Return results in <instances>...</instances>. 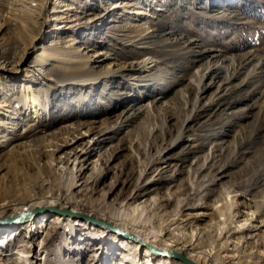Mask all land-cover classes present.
Wrapping results in <instances>:
<instances>
[{
  "label": "rangeland",
  "instance_id": "obj_1",
  "mask_svg": "<svg viewBox=\"0 0 264 264\" xmlns=\"http://www.w3.org/2000/svg\"><path fill=\"white\" fill-rule=\"evenodd\" d=\"M79 1L73 5L82 12L69 15H80L83 21L93 16L87 13L115 2L148 1L152 6L146 11L153 17L135 20L117 10L99 26L65 30L63 22L55 30L53 18L61 12L49 13L42 26L30 19L22 22L23 0H0V66L9 62L19 67L25 55L23 36L32 34L40 37L38 46L57 42L66 51L65 59L83 60L79 66L85 67L69 65L64 71L56 61L37 64L34 49L26 54L22 67L35 77L39 117L24 107L21 73L0 70V101L14 103L21 117L15 125L0 127V188L57 197L80 209L111 211L155 232L163 231L168 218L193 220L198 228L211 230L212 243L220 241L225 218H234V229L248 219L254 228L233 235L230 242L242 249L245 238L253 253L237 257L229 250L225 264H264V0ZM126 24L138 27L118 31ZM147 27L154 36L132 45L128 35ZM107 51L120 62H151L144 70L102 78L112 59L99 57L85 64L88 56ZM215 66L222 69L211 73ZM81 69H92L99 80L84 75L76 82L74 72ZM19 139L25 148L12 150ZM65 139L73 140L56 150ZM139 185L138 202H144L140 210L131 211L122 202ZM236 199L247 201L249 208H234ZM57 210L51 215L69 214ZM83 215H73L72 223L84 222ZM47 217L43 221L49 227L53 218ZM28 222L17 220L11 229L0 228V239L8 241L0 247V261L19 264L17 253H29L24 247ZM68 224L53 247L82 238L78 245L92 256L88 260L78 253L75 264H91L97 254L101 260L94 264H117L128 253L116 247L109 254L103 242L87 239L79 230L73 239L67 235ZM30 229L35 232V227ZM40 251L36 247L28 257Z\"/></svg>",
  "mask_w": 264,
  "mask_h": 264
},
{
  "label": "bare ground",
  "instance_id": "obj_2",
  "mask_svg": "<svg viewBox=\"0 0 264 264\" xmlns=\"http://www.w3.org/2000/svg\"><path fill=\"white\" fill-rule=\"evenodd\" d=\"M23 1L27 5H23V7H26V9H21L23 11L22 22L27 21V19H30L31 21L37 22L38 24L40 23V25L43 26L49 20V13L61 12L62 14L57 15L53 18V20L57 22L54 27L55 30L62 28L60 26V23L63 22H67L65 25H63V28H65V30H75L77 28L82 29L84 26H99V23L101 21H103L109 14L114 13L117 10H122L125 14L134 16L133 18H136L135 20H138L144 16L153 17V14H150V12L146 11V6H152L150 3H148V1H138L125 4H122V2H115L113 4L104 5L105 7L102 8L98 13H87L88 15L91 14L93 16L87 18L85 21L82 20V17L80 15H75L76 17L74 18H72L74 14L69 15L70 12L74 10H76V12H82L78 11V6L73 5L74 2L78 5L81 2L79 0H72V3L66 4L64 3V0H55V6L53 8L49 6L50 0ZM34 2H36V4H34ZM20 5L22 6V4H19V6ZM14 10L19 9L16 8ZM69 23L71 24L69 25ZM126 26L134 27L137 25L126 24L125 28H119L120 30L118 31L127 32L130 27ZM143 26L144 25H142V27ZM150 27L141 30L137 28L139 32H142L134 36L127 34L129 37H133L131 40V44L135 46H140V44L143 43L142 40L154 36L150 32H146L150 29ZM39 38L40 37L38 35L32 36V34L23 36V51L25 54L23 56V61L26 57V54L30 53L34 49L36 52L34 60L37 64L45 65L49 64V62L51 61H56L58 62V64H60L59 66H62L61 69H63L64 71L65 69L67 70L69 68V65H74L73 67H80L79 64L82 65L81 62L83 60H78L74 57L65 59L66 51H61L62 48L57 46V42L54 43V41H51L49 46H38L37 42ZM53 45L54 47H52ZM114 56L115 53L110 51L97 52V54L93 56H88L85 66L87 67L88 64L91 65V63L96 62L97 58L99 57H103V59H112L113 63L111 65V70L106 72L105 74H102L104 75L102 76V78H115L118 75L128 71L131 72L138 69H147L151 62L149 58H145L140 62H120L115 60ZM22 63H20L19 67H15L14 65L12 66V64L8 62L4 65H1L0 70H5L7 72L15 74L21 73V77L19 80L22 82V85L25 88L26 92V97L24 99V107L30 108L31 112L35 114V117H39L41 109L39 110L38 108V105L40 103L38 98L36 97L33 85L35 77L34 75H30L28 70L24 71ZM33 67L36 68V66L34 65ZM82 67L85 68L84 66ZM221 69L222 66H215L211 69V73H217ZM64 71L62 72L63 75L66 74ZM92 74H94L92 72V69L77 70V73L74 72V79L76 80V82H81L82 79L78 78L84 75H89L90 77L92 76L90 80H99V76L96 75V77H93ZM18 113V109L16 108L14 103L12 104L11 102L9 103L7 101H0V116H2V118H0V127L8 128L10 127L9 125L17 124L16 121L18 119H21ZM20 138L22 139V137ZM21 139L16 140V143L13 145L12 150L25 148V141H22ZM71 140L73 139H65L63 144H57L56 150H59L61 147H64L66 145H69ZM33 186H36V184H34ZM140 190L141 185L137 186L135 190L130 194V196H128V198H126V200L122 202V204H124L125 207L127 206L131 211H138L142 207V203L144 201L138 202L139 197L141 196ZM0 191V228H2L1 231L4 230V228L11 229L10 225L17 222V220L30 221L27 225V227H29V231H26L24 235L26 236L24 243L27 244L24 247L28 248L29 253L27 252L26 254H23L25 258L23 257L22 253H17L21 254L20 258H15L16 262L19 261V264H38L41 263V261L48 264H75L74 262L76 261V256L78 253H80V255H82L83 257H87L88 259V256L92 255H88L87 252H82L80 245H78L82 238H80L79 240L75 239L76 237H78V234H75V232L78 230L87 239L92 238L99 240V242L101 243L103 242V248H107L109 254L114 255V249H116V247L119 249H123V251H127V254H123L121 256L122 261L117 264H225L226 261L224 257L230 255L228 254L229 250H231L232 253H234V255H236L237 257H243L246 253H253V249L249 248L244 236L241 237L244 238L242 239V249L237 248V246L233 245L232 242H230V238L233 235H244L245 232L251 230L250 227L254 228L251 223H248V219H244V223H242L240 227L234 229V218H225L224 222L222 223L223 226L221 225L222 233L220 236V241L212 243L210 239L211 230L208 229L206 231L205 228H198L194 224L193 220H182V222H179V220L177 219L178 217H174L171 219L168 218L166 220L167 223L163 228V231H168L170 234L169 237H166V233L164 234L163 231L155 232L152 229L148 228L146 225H144L143 222L141 223L131 221L125 217L118 216L117 214L112 213L111 211H106L102 209L94 211L80 209L79 207L71 205L70 202L61 200L57 197H31L28 195L29 193H27V190L20 191L19 189H12L11 191H7L5 188H0ZM242 196L246 198L245 195ZM233 201L234 202L232 203V205H234V208L237 207V209L239 207L249 208L250 206L247 201L244 202L242 200L237 199ZM18 205L21 207H18ZM19 208L21 209L19 210ZM57 209L67 211L69 214L61 212V214L51 215V210ZM249 211L252 213V210L249 209ZM259 212L261 213V211ZM38 214H44L42 215L44 217L38 216ZM82 214H84L83 217L86 218V220L84 222L81 221L75 223L81 226V230L76 229V225L72 223L71 217L73 215L82 216ZM222 215L224 214L222 213ZM47 216L53 218V220L51 221L52 225L49 227H47L48 225L46 224V222L43 221L45 219L48 220ZM89 221L94 223H100L101 226H95ZM67 223H69L68 225L70 226V234L67 235L72 236V238L75 240L73 242L69 240L64 242L63 240L64 243L62 244L61 248H54V241L60 237L61 230ZM32 226L35 227V232L34 230L32 231V229H30ZM174 229L179 231V233H177ZM92 231L94 232L92 233ZM6 234H8V231ZM64 236H66V233L64 234ZM123 236L127 238L122 239ZM195 237L196 239H194ZM6 242L8 241L3 242V239L1 238L0 247H2V245L4 246ZM232 245L233 248L230 249V246ZM216 246H219V249L214 254L208 253L209 250H211L212 248H216ZM36 247L41 248L39 255L36 256L33 254L32 259L29 258L28 256H30V252L34 253V249ZM101 247L102 244H100L99 247L96 248ZM85 248L90 249L87 247ZM66 252L68 253L65 254ZM240 253H242V255H240ZM92 260L94 262L100 261V254L99 257L98 254L97 256L94 255ZM94 262L91 264H94ZM0 264H9V262L4 261L1 258ZM86 264L90 263L88 262Z\"/></svg>",
  "mask_w": 264,
  "mask_h": 264
}]
</instances>
